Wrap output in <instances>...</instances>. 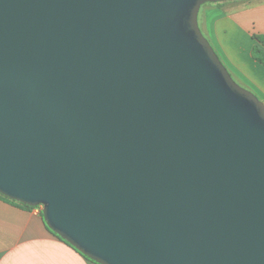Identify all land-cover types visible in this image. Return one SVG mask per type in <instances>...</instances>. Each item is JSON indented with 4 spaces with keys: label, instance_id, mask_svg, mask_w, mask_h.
<instances>
[{
    "label": "water",
    "instance_id": "water-1",
    "mask_svg": "<svg viewBox=\"0 0 264 264\" xmlns=\"http://www.w3.org/2000/svg\"><path fill=\"white\" fill-rule=\"evenodd\" d=\"M236 0H0V195L96 264H264V103L198 25Z\"/></svg>",
    "mask_w": 264,
    "mask_h": 264
},
{
    "label": "crops",
    "instance_id": "crops-1",
    "mask_svg": "<svg viewBox=\"0 0 264 264\" xmlns=\"http://www.w3.org/2000/svg\"><path fill=\"white\" fill-rule=\"evenodd\" d=\"M225 64L241 84L264 103V66L251 50L253 35L264 36V0H236L205 8L201 18ZM245 40L236 45L237 37ZM0 264H96L70 248L47 228L41 208H25L0 199Z\"/></svg>",
    "mask_w": 264,
    "mask_h": 264
},
{
    "label": "trees",
    "instance_id": "trees-1",
    "mask_svg": "<svg viewBox=\"0 0 264 264\" xmlns=\"http://www.w3.org/2000/svg\"><path fill=\"white\" fill-rule=\"evenodd\" d=\"M226 2H230V1H225V2H217V3H214L215 5H222ZM206 4H209V3H205L203 4L206 5ZM211 4V3H210ZM253 40L256 42V44L253 46L252 50H251V55L253 57V59L255 61H257L259 64L263 65L264 66V36L262 35H253ZM0 199L3 200V201H6L8 203H11V204H14V205H17V206H21V207H25V208H29V209H33V208H40V207H29V206H26V205H23V204H20V203H17L15 201H12L2 195H0ZM41 215H42V211H41ZM52 233V232H51ZM54 236H56L57 238H59L56 234L52 233ZM60 239V238H59ZM62 240V239H60ZM63 241V240H62ZM64 243L66 245H68L70 248H72L73 250H75L77 253L81 254L79 251H77L74 247H72L70 244H68L67 242L64 241ZM84 258H86L87 260H90L89 258H87L86 256H84L83 254H81ZM91 261V260H90ZM93 262V261H92Z\"/></svg>",
    "mask_w": 264,
    "mask_h": 264
},
{
    "label": "rangeland",
    "instance_id": "rangeland-1",
    "mask_svg": "<svg viewBox=\"0 0 264 264\" xmlns=\"http://www.w3.org/2000/svg\"><path fill=\"white\" fill-rule=\"evenodd\" d=\"M214 3H209V4H206V5H202L201 7H200V10H199V12H198V25H199V28H200V30H201V32H202V34L204 35V37L207 39V41L209 42V44L212 46V48L214 49V51H215V53L217 54V56L219 57V59H220V61L222 62V64L225 66V68L227 69V71L229 72V74H230V76L232 77V79L239 85V86H241L242 88H244V89H246V90H248V91H250L251 92V90H249V88H248V86H246V85H243V84H241V82H239V80L234 76V74H233V72H232V70L229 68V66L227 65V64H225V61L223 60V58H222V56H221V54L217 51V48H215V46H214V44H213V42H212V40L210 39V37L205 33V31L203 30V28H202V25H201V18H202V16H203V13H204V11H205V8L206 7H208V6H210V5H213ZM235 43H236V45L237 46H239V47H244V45H245V40L243 39V38H241V37H237V39L235 40ZM252 93V92H251ZM255 95V94H254ZM256 96V95H255ZM257 97V96H256ZM258 98V97H257ZM259 99V98H258ZM260 100V99H259ZM261 101V100H260Z\"/></svg>",
    "mask_w": 264,
    "mask_h": 264
}]
</instances>
